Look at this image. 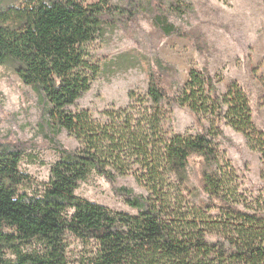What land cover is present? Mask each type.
<instances>
[{"label":"trees","instance_id":"16d2710c","mask_svg":"<svg viewBox=\"0 0 264 264\" xmlns=\"http://www.w3.org/2000/svg\"><path fill=\"white\" fill-rule=\"evenodd\" d=\"M157 1L154 25L165 36L183 33L169 21L191 8L175 0H0V67L33 89L61 157L48 182L33 188L19 170L24 152L0 149V264H264V198L242 190L221 147L222 126L246 138L264 158V130L253 121L247 93L232 84L220 92L207 69L192 71L180 87L175 67L156 58L143 100L94 118L74 111L98 75L89 45L122 22H132ZM174 88L176 89L174 91ZM174 106L187 108L193 133L168 132ZM66 131L79 147L64 148ZM202 168L193 180L191 161ZM132 174L147 196L121 187L116 195L138 211H112L76 195L97 175L114 183ZM82 251L70 261L68 238ZM9 254L11 257L7 256Z\"/></svg>","mask_w":264,"mask_h":264},{"label":"rangeland","instance_id":"374dc122","mask_svg":"<svg viewBox=\"0 0 264 264\" xmlns=\"http://www.w3.org/2000/svg\"><path fill=\"white\" fill-rule=\"evenodd\" d=\"M78 1L90 5L100 0ZM175 1L181 7L191 8L182 16L168 15L182 35L165 37L158 30L154 16L160 11L155 10L158 3L154 1L150 11L140 14L135 21L122 22L102 40L89 45L98 75L73 110L89 111L98 119L110 109L127 108L130 95L143 100L150 84L149 73L158 58L177 70L176 76L167 75L169 84L177 79L183 87L192 71L202 69L209 70L222 93L238 84L249 97L255 125L264 130V0ZM111 2L125 5L124 0ZM194 126L189 110L178 106H174L173 122L163 123L165 131L181 135L193 133ZM222 129L231 143L221 150L237 173L242 190L264 198V158L247 146L242 134L225 125ZM47 135L54 137L37 94L10 68L0 67V149L18 148L24 152L19 170L30 178L35 189L48 182L51 168L61 157L51 148ZM57 140L69 150L79 147L78 141L66 131ZM201 168V160L191 161L193 180H197ZM121 187L136 195H148L132 174L119 177L114 183L92 175L80 185L76 195L112 211L136 216L138 211L116 195L115 190ZM68 242V257L73 262L82 247L73 237Z\"/></svg>","mask_w":264,"mask_h":264}]
</instances>
